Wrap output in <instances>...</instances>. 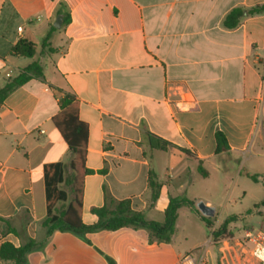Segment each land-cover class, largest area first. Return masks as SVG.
<instances>
[{"label": "crops", "instance_id": "1", "mask_svg": "<svg viewBox=\"0 0 264 264\" xmlns=\"http://www.w3.org/2000/svg\"><path fill=\"white\" fill-rule=\"evenodd\" d=\"M260 5L264 0H0V87L31 62L42 66L41 76L0 102V246L53 237L52 246L59 245L61 252L34 255L26 264H90L92 248L118 259L98 249L90 236L129 227V234L136 232L125 226L85 237L57 229L47 233L43 225L44 165L68 164L71 158L52 122L59 98L69 92L88 126L83 222L96 221L93 207H113L119 200H128L145 219L162 222L169 198L184 196L194 208L177 209L168 243L176 250L175 263L182 264L193 251L198 257L197 248L207 242L210 229L219 220L227 226L235 218L215 217L217 173L228 172V163L250 149L264 160V10L250 12ZM60 8L70 20L52 32L51 51L42 50ZM233 8L242 9V15L235 27L227 28L223 20ZM20 38L34 43L32 56L12 53ZM217 131L228 144L218 151ZM150 134L167 141L166 148L151 147ZM151 169L160 183L155 200L148 186ZM243 173L257 179L256 173ZM231 192L222 188L223 205ZM70 199L67 194L55 206ZM202 200L214 209L210 227L195 210ZM129 234L118 247L135 257L164 243L149 241V231L140 241L130 240ZM241 235L234 242L237 259L216 239L202 264H253L239 242ZM0 264L13 262L0 258Z\"/></svg>", "mask_w": 264, "mask_h": 264}, {"label": "trees", "instance_id": "2", "mask_svg": "<svg viewBox=\"0 0 264 264\" xmlns=\"http://www.w3.org/2000/svg\"><path fill=\"white\" fill-rule=\"evenodd\" d=\"M264 10V5L256 6L250 9V12H259ZM61 16L62 24H67L70 20L69 13L58 10ZM242 15V9L233 8L230 10L223 20V24L227 28L235 27ZM56 29L53 25L49 27L41 42V49L51 51L49 46V38L52 32ZM35 52L33 42L25 38H20L12 47V53L24 56H32ZM42 75V66L39 62L33 61L18 74L12 78H8L4 85L0 87V102L16 87L22 85L33 76ZM59 111L52 117V122L59 131L65 141L68 150L71 153V158L68 164L62 161L50 162L44 165V181H45V199H46V217L43 225L47 228V233L57 229L60 231H68L78 235L95 232L99 230H116L125 226L135 228L145 227L149 231V241L169 242L175 229V220L177 217V209L181 205H188L194 208L192 200L184 196L170 197L167 207L164 211L162 222L147 220L140 212L133 211L130 208L128 200H119L114 203L113 207L104 204L100 207H93L92 213L97 216L93 223H85L81 217L82 208V191L84 176L88 173V168L85 165V156L87 150L88 126L78 116V101L75 96L69 92H64L58 100ZM151 147L166 148L168 144L164 139L149 135ZM216 150L227 148L228 144L222 132L215 133ZM185 153H189L186 148L182 149ZM67 167L70 169V175L65 176L64 172ZM199 172L204 175L203 169L198 167ZM249 177L255 179L254 174L246 173ZM63 183L70 188L72 193L69 202L62 207H56L58 201L67 199L68 191L60 187ZM148 186L150 189V197L155 200L159 194L160 183L157 175L151 169L148 175ZM195 210L200 214L201 219L208 227L211 226V221L208 215L201 214L197 208ZM226 221L218 229L211 231L212 237L217 239L218 236L224 233ZM7 231H16L7 226ZM41 243H37L34 239L28 238L25 242L18 246H14L9 242H3L0 246V258L5 261H11L13 264H26L25 255L27 252L36 248H40ZM108 264H115L113 259L106 256ZM218 264H222L219 262Z\"/></svg>", "mask_w": 264, "mask_h": 264}, {"label": "rangeland", "instance_id": "3", "mask_svg": "<svg viewBox=\"0 0 264 264\" xmlns=\"http://www.w3.org/2000/svg\"><path fill=\"white\" fill-rule=\"evenodd\" d=\"M256 149H250L246 153L241 154L240 157L236 160H231L228 163V172L225 174L217 173L218 176V187L215 197V217L223 220L225 217L234 215L235 218L229 222V225L226 226L223 234L217 237L215 244L224 243V251H231L233 257H237L238 252L236 251L235 239L244 232L247 228L254 229H264V160L258 159L256 156ZM246 157H248L246 159ZM248 170L252 173L257 174V179H253L243 172ZM70 175V169L67 170L66 176ZM227 186L232 188V192L229 195L225 205V199L221 197L222 188ZM63 187L68 191L69 197L72 196L69 186L63 184ZM206 205V203L202 200ZM215 224V219L213 217H208ZM216 229L221 227V221L219 220L215 224ZM132 228H125L123 230H118L115 232L102 231L97 234L99 236L92 237L89 235H80L88 236L91 238L92 242L98 249L107 250L110 254L117 256V261L123 262V264H178L175 263L176 260V250L171 243L164 242L160 245L153 246L152 250L146 251V256L135 257L129 255L128 250L123 251L122 247H118L121 240L125 239V236L130 233ZM211 230V229H210ZM134 234H129V239L134 241L145 240L148 230L145 227L136 228ZM107 234L108 236L103 237L100 235ZM211 235V231L208 233ZM75 235V234H74ZM215 240L214 237H212ZM53 237L47 238V240L42 242L41 247L38 250H32L26 253L25 258L28 260H34V255L47 254V255H56L61 252L60 246L58 245L57 249L52 246L50 242ZM183 244L181 243L180 247ZM213 246L210 247L212 249ZM93 250V259L90 261V264H108L107 257L103 252L97 251L95 248ZM40 251V252H39ZM157 252V253H155ZM162 255L158 258L157 255ZM38 253V254H37ZM131 253V251H130ZM197 251H193L195 255ZM111 258V257H110ZM39 260V258H38ZM114 263L117 264L116 259H113ZM38 261L35 264H39ZM34 264V263H33Z\"/></svg>", "mask_w": 264, "mask_h": 264}, {"label": "built area", "instance_id": "4", "mask_svg": "<svg viewBox=\"0 0 264 264\" xmlns=\"http://www.w3.org/2000/svg\"><path fill=\"white\" fill-rule=\"evenodd\" d=\"M20 29V28H18ZM214 230L212 227L211 231ZM212 235L209 236L207 242L198 247L199 256L194 257L191 253L186 254L182 259V264H202L204 262V252L207 247L212 244ZM239 242L244 247L251 258L254 260L253 264H264V229L247 228L239 237Z\"/></svg>", "mask_w": 264, "mask_h": 264}, {"label": "water", "instance_id": "5", "mask_svg": "<svg viewBox=\"0 0 264 264\" xmlns=\"http://www.w3.org/2000/svg\"><path fill=\"white\" fill-rule=\"evenodd\" d=\"M53 25L57 28L60 27V25H61V17L60 16H57ZM197 207L200 210V212L204 215L210 216L214 212V209L212 207L205 205L202 201L197 202Z\"/></svg>", "mask_w": 264, "mask_h": 264}]
</instances>
